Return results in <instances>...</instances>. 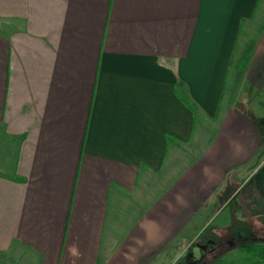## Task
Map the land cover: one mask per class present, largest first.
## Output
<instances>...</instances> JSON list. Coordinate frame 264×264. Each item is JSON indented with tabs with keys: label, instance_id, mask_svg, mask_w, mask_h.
I'll use <instances>...</instances> for the list:
<instances>
[{
	"label": "crops",
	"instance_id": "0c3cea01",
	"mask_svg": "<svg viewBox=\"0 0 264 264\" xmlns=\"http://www.w3.org/2000/svg\"><path fill=\"white\" fill-rule=\"evenodd\" d=\"M255 232L264 0H0V264H226Z\"/></svg>",
	"mask_w": 264,
	"mask_h": 264
},
{
	"label": "rangeland",
	"instance_id": "374dc122",
	"mask_svg": "<svg viewBox=\"0 0 264 264\" xmlns=\"http://www.w3.org/2000/svg\"><path fill=\"white\" fill-rule=\"evenodd\" d=\"M261 234V232H255V233H252V235L250 236V241L249 242H256V243H262V242H264V235H260ZM263 240V241H262ZM222 252L223 253H231V254H233L232 256H230V255H228V257H226L227 259H225V262H226V264H231V262L232 263H234V264H247V262H246V260H245V257L246 256H244L243 254H241V253H239V252H237V251H235L234 250V247H230V249H229V247H224V249L222 250ZM235 252V253H234ZM199 257H200V255H199ZM230 258H232V260L231 261H229L230 260ZM251 258V257H250ZM257 260H255V259H253V258H251L250 260H249V263L248 264H253V263H255ZM211 262V261H210ZM210 262L209 261H206V263H204V264H210ZM2 264H7V263H5V262H3Z\"/></svg>",
	"mask_w": 264,
	"mask_h": 264
},
{
	"label": "trees",
	"instance_id": "16d2710c",
	"mask_svg": "<svg viewBox=\"0 0 264 264\" xmlns=\"http://www.w3.org/2000/svg\"><path fill=\"white\" fill-rule=\"evenodd\" d=\"M240 253L257 260L253 264H264V244L261 243H244L239 246ZM216 264H223L217 262Z\"/></svg>",
	"mask_w": 264,
	"mask_h": 264
}]
</instances>
